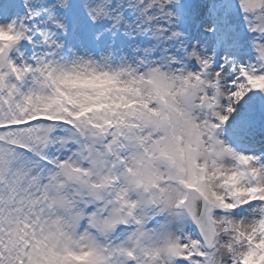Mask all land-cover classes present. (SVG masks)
<instances>
[{"label": "snow or ice", "instance_id": "snow-or-ice-1", "mask_svg": "<svg viewBox=\"0 0 264 264\" xmlns=\"http://www.w3.org/2000/svg\"><path fill=\"white\" fill-rule=\"evenodd\" d=\"M0 264H264V0H0Z\"/></svg>", "mask_w": 264, "mask_h": 264}]
</instances>
